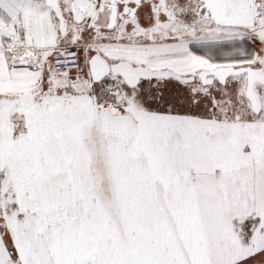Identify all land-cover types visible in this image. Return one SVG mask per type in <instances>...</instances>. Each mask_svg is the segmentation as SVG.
<instances>
[{"label": "snow or ice", "instance_id": "snow-or-ice-1", "mask_svg": "<svg viewBox=\"0 0 264 264\" xmlns=\"http://www.w3.org/2000/svg\"><path fill=\"white\" fill-rule=\"evenodd\" d=\"M0 264H264V0H0Z\"/></svg>", "mask_w": 264, "mask_h": 264}]
</instances>
